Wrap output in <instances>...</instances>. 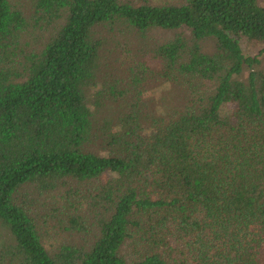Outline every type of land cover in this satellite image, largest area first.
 <instances>
[{
	"label": "trees",
	"instance_id": "trees-1",
	"mask_svg": "<svg viewBox=\"0 0 264 264\" xmlns=\"http://www.w3.org/2000/svg\"><path fill=\"white\" fill-rule=\"evenodd\" d=\"M124 32L153 69L112 60ZM241 38L264 45V0H0V264H264V47Z\"/></svg>",
	"mask_w": 264,
	"mask_h": 264
},
{
	"label": "rangeland",
	"instance_id": "rangeland-1",
	"mask_svg": "<svg viewBox=\"0 0 264 264\" xmlns=\"http://www.w3.org/2000/svg\"><path fill=\"white\" fill-rule=\"evenodd\" d=\"M155 2H167L168 0H154ZM172 34H165V33H153L151 39L157 43H162L170 40L172 38ZM113 46L115 48V51H113L110 55L114 62L123 63L125 66L126 61L128 62L127 66H132L133 62L132 60H139V62L144 63L149 68L154 67L153 64L150 62L151 56L148 52L142 50L140 45V39L134 34L131 33H123L122 36H119L118 39H114L112 41ZM239 44L242 50V53L244 56L254 57L256 56L264 47L263 44L253 43L247 41L245 38H241L239 40ZM109 64V63H108ZM106 68V65H105ZM153 69V68H152ZM106 73H110L109 69L106 68L104 71ZM104 74V73H103ZM112 77L109 78V80ZM100 80H103V77L100 78ZM163 93L161 90L157 91V88H154L150 91H147L145 95H143V98L145 101H150L151 99L160 98ZM95 96V95H94ZM93 101H96V97H93ZM93 107V106H92ZM101 112L97 113V118L101 121L106 118L108 119V114L105 113V108L100 109ZM109 110L106 108V112ZM99 114V115H98ZM43 211L46 214H49L50 217H54L55 219L59 220L61 218V214L59 213L58 209L59 206L54 203L53 201H47L45 205L42 207ZM42 212V211H41ZM46 239L48 240L46 243L54 245L56 242H60L63 237L59 236L55 230L49 229L46 232ZM6 231L3 229V227L0 225V246L5 241L6 237Z\"/></svg>",
	"mask_w": 264,
	"mask_h": 264
}]
</instances>
